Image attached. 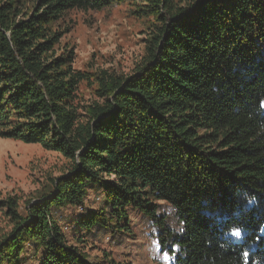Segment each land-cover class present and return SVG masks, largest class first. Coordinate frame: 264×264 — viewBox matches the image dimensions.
Segmentation results:
<instances>
[{"label":"trees","instance_id":"16d2710c","mask_svg":"<svg viewBox=\"0 0 264 264\" xmlns=\"http://www.w3.org/2000/svg\"><path fill=\"white\" fill-rule=\"evenodd\" d=\"M120 6L153 21L144 56L127 76L100 72L82 113L88 76L73 50L56 52L66 32L52 25ZM262 102L264 0H0V138L68 162L26 216L0 199V264H22L25 244L34 264H89L55 215L94 192L101 207L74 223L80 244L127 231L135 210L168 264H264Z\"/></svg>","mask_w":264,"mask_h":264},{"label":"rangeland","instance_id":"374dc122","mask_svg":"<svg viewBox=\"0 0 264 264\" xmlns=\"http://www.w3.org/2000/svg\"><path fill=\"white\" fill-rule=\"evenodd\" d=\"M152 22L151 18L135 16L129 6H120L100 12L71 10L53 23L54 29L66 32L60 38L56 52L73 50L74 69L88 76V80L79 84L76 94L82 113L84 108L99 101L95 79L100 72L127 76L140 63ZM67 167L68 162L58 153L45 151L39 145L0 138V199H13L17 212L24 217L28 207L42 201L41 195L49 192L54 179L62 174L68 176L65 173ZM98 193L90 194L84 209L64 206L58 214L53 212L56 219H60L58 224L68 243L78 247L89 264H168L169 257L160 249L154 227L147 217L135 210L128 213L127 231L117 229L107 238L86 244L76 241L79 234L74 223L83 211L88 213L101 207L102 197ZM159 204V212L170 218L172 228H177L172 209L162 202ZM9 230L10 223L4 211H0V238L10 233ZM23 249L21 257L26 260L22 264H34V248L25 244Z\"/></svg>","mask_w":264,"mask_h":264},{"label":"snow or ice","instance_id":"6c2138e0","mask_svg":"<svg viewBox=\"0 0 264 264\" xmlns=\"http://www.w3.org/2000/svg\"><path fill=\"white\" fill-rule=\"evenodd\" d=\"M261 106L264 107V102H262V105H261ZM232 235H233V236H236V237H239V236L241 235V233H240L239 230H234V231L232 232Z\"/></svg>","mask_w":264,"mask_h":264}]
</instances>
